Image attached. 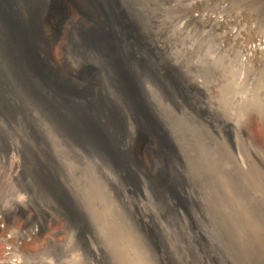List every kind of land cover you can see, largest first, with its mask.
<instances>
[{"label":"bare ground","instance_id":"bare-ground-1","mask_svg":"<svg viewBox=\"0 0 264 264\" xmlns=\"http://www.w3.org/2000/svg\"><path fill=\"white\" fill-rule=\"evenodd\" d=\"M170 1L0 0V83L8 87L19 82L30 96L21 114L25 127L32 130V142L40 138L41 145L51 148L60 164L67 167L65 173L70 179L74 173L78 183H72L71 194L79 200L83 196L97 233L101 234L104 224V230L110 232L113 250L119 252L124 264L147 262L132 235L119 227L106 197L126 196L127 192L131 195L138 191L147 195L150 183L155 180L152 177L158 175L164 185L178 186L188 200L198 202L196 194L184 191L185 182L190 180L185 175V165L190 161L187 142L181 138L179 129L174 130L176 138L173 141L167 127L174 117L164 101L166 94L181 92L183 85L188 83L196 92L202 87L201 81L188 73L186 65L183 0H175V18L171 17ZM71 4L75 5L79 15L62 25L65 28L59 42L62 58L58 60L53 55L51 43L61 27L62 18L73 11ZM192 63L198 68L199 57ZM87 71H92L91 78H78ZM259 80L246 89L235 81L234 84L228 82L225 87L228 96L237 93L235 103L240 108L235 111L237 119L234 120L226 111L222 130L234 133L238 149L235 176L245 186L249 198L260 203L264 218V158L244 148L248 143L239 121L248 107L264 115V97L258 96ZM8 98L19 102L22 95L9 87ZM173 101L181 104L176 95ZM8 104L15 111L21 105L7 101L0 103L5 108ZM230 104L227 103L228 107ZM210 107L212 112H218L216 105L210 103ZM180 113L190 114L183 107ZM173 124L175 128L178 126L176 121ZM149 131L170 138L175 154L174 158L164 154L153 169L146 163L140 168L129 150L138 146L141 134L148 135ZM219 135L224 138L223 134ZM65 156L69 162L64 160ZM72 166L76 169H71ZM227 170L220 172L217 180L222 195H231L233 204L238 207L233 212L235 219L244 225L248 217L226 184ZM41 174L49 178L48 185L58 195L73 205L67 199V190L57 183L53 185L50 172ZM100 207L104 212V223ZM224 212L229 216V211ZM72 213L79 216L76 211ZM255 228H248V232L257 237L262 231L256 233ZM241 242L234 241L232 247L242 245ZM254 243L261 253L258 264H264V245L261 241ZM241 252L228 255L227 260L243 258Z\"/></svg>","mask_w":264,"mask_h":264},{"label":"rangeland","instance_id":"rangeland-1","mask_svg":"<svg viewBox=\"0 0 264 264\" xmlns=\"http://www.w3.org/2000/svg\"><path fill=\"white\" fill-rule=\"evenodd\" d=\"M183 3L186 65L188 73L199 79L202 87L196 92L188 83L183 85L181 92H164L166 97L164 94L162 96L174 117L167 123L173 141L176 138L174 130L179 129L181 138L188 145L190 161L185 165V175L190 180L185 182L184 191L196 194L198 202H191L178 186H166L155 175L147 195L138 191L131 195L127 192L126 196H108V207L123 232L132 235L147 264H258L261 253L253 244L254 241H261L264 245L261 205L249 198L245 186L235 176L238 149L235 147L234 133L222 130V118L227 111L233 120L237 119L236 112L240 108L235 103L237 93L228 96V82L239 83L246 89L256 85L260 79L258 96L261 99L264 97V41H261L264 40V0H183ZM169 5L172 6L171 17L175 18V0H171ZM70 7L73 11L68 17L62 18L61 27L51 43L53 55L58 60L62 58L59 43L64 35L65 28L62 25L79 15L74 4ZM198 57L199 67H193L192 60ZM83 74H79L78 78L89 79L93 76L92 71ZM9 87L21 93V101L8 98ZM175 95L180 105L173 101ZM29 98L21 83L16 82L8 87L0 83V103L7 101L21 104L16 111L10 104L4 105L7 108L0 105V208L4 205L57 207L62 211L65 221L78 232L75 244L65 242L58 245L62 260L67 261V264H124L119 252L113 250L110 232L104 230V224L101 234L97 233L89 219L85 205L87 202L82 200L83 196L79 200L71 194L70 187L77 182L74 173L70 179L65 173L67 167L60 164L51 148L41 145L40 138L32 142V130L25 127L24 115L21 114ZM210 103L218 107V112L211 111ZM227 103L232 105L228 107ZM182 107L190 114L180 115ZM243 111L239 121L245 131V142L249 145L244 148L259 153L263 159L264 115L251 107ZM173 121L177 122L176 128ZM220 133L224 138L220 137ZM170 140L150 131L148 135L141 134L138 146L129 149L133 161L140 168L146 163L153 169L164 158V154L174 158L173 141ZM244 148L241 146L242 151ZM67 159L68 156H65L64 160L69 162ZM71 169L76 168L72 166ZM224 170L229 172L228 177L225 174L224 177L231 194L241 202L239 206L248 217L245 220L248 227L235 219L236 214L233 212L238 207L233 204L235 202L231 195H222L217 175ZM40 172H50L53 185L57 183L65 188L67 199L73 205H69L61 194L58 195L48 185L49 178H44ZM223 207L224 211L230 212L229 216L222 212ZM72 211H76L79 216L72 215ZM101 218L104 223L103 210ZM248 228H255L256 233L262 231V234L255 237L248 232ZM234 241H242L241 247H232ZM44 243L48 244L44 247L52 250L57 247L52 241ZM28 247L42 246L37 241ZM77 250L79 255H73ZM235 251H240L243 258L228 261L227 256H233Z\"/></svg>","mask_w":264,"mask_h":264},{"label":"built area","instance_id":"built-area-1","mask_svg":"<svg viewBox=\"0 0 264 264\" xmlns=\"http://www.w3.org/2000/svg\"><path fill=\"white\" fill-rule=\"evenodd\" d=\"M77 235L57 207L4 205L0 208V264H67L58 245L75 244ZM37 241L42 247H28ZM45 241H52L55 250L44 247ZM73 255H79L78 250Z\"/></svg>","mask_w":264,"mask_h":264}]
</instances>
